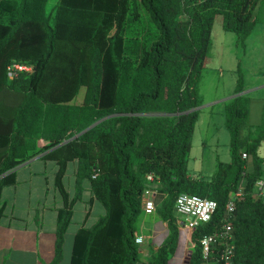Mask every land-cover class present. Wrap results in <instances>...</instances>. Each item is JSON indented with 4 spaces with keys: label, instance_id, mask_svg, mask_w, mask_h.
Here are the masks:
<instances>
[{
    "label": "trees",
    "instance_id": "obj_1",
    "mask_svg": "<svg viewBox=\"0 0 264 264\" xmlns=\"http://www.w3.org/2000/svg\"><path fill=\"white\" fill-rule=\"evenodd\" d=\"M261 1L0 0V220L3 187L16 183L19 164L42 154L56 162L55 188L63 202L54 258L47 264L62 259L84 180L91 191L89 205L97 200L105 212L77 229L70 264H136V222L148 185L156 191V212L169 230L151 264H168L175 251L178 194L217 202L211 219L191 233L195 246L185 264H202L200 238L222 227L227 200L245 180L233 212L231 264H264V200L253 196L263 178L264 107L262 122L251 130L249 94L232 97L225 105L230 161L219 162L210 179L194 178L187 168L203 104L197 85L214 19L220 14L223 28L235 32L244 46ZM142 20L155 26L141 27ZM14 62L32 70L10 79L7 68ZM237 72L236 94L246 90L240 67ZM73 160L71 195L63 177ZM149 173L153 183L146 180Z\"/></svg>",
    "mask_w": 264,
    "mask_h": 264
},
{
    "label": "crops",
    "instance_id": "obj_2",
    "mask_svg": "<svg viewBox=\"0 0 264 264\" xmlns=\"http://www.w3.org/2000/svg\"><path fill=\"white\" fill-rule=\"evenodd\" d=\"M246 89L248 90V88ZM229 99L222 100L224 106ZM213 103L209 101L202 108ZM191 141L192 149L193 138ZM43 143L42 139L38 141L39 145ZM41 155L19 164L16 168V183L4 186L2 189L1 197L5 208L4 215L0 220V264H47L54 258L56 220L58 209L63 205V202L55 188L56 162L42 159ZM76 169L77 161L69 162L63 177V182L71 195L75 193ZM189 175L194 178L200 176L196 173L193 175L189 173ZM82 184L84 188L82 199L73 206L72 220L65 233L63 256L59 264H70L75 232L82 225L90 226L87 225V222L95 200L89 205L88 200L91 197L89 182L84 180ZM80 202L83 203L81 204L82 220L77 222L75 227H71L75 207ZM136 224L135 233L144 238L142 245L139 246V257L136 264H151L158 247L169 234L167 223L160 218L158 213H154L152 215L141 214ZM192 249L193 242L190 232L179 228L178 242L174 253L169 257L168 264H183L185 253L188 251L190 253Z\"/></svg>",
    "mask_w": 264,
    "mask_h": 264
},
{
    "label": "rangeland",
    "instance_id": "obj_3",
    "mask_svg": "<svg viewBox=\"0 0 264 264\" xmlns=\"http://www.w3.org/2000/svg\"><path fill=\"white\" fill-rule=\"evenodd\" d=\"M253 17L256 18L257 23L248 41H245L244 46H242L235 32L227 31L223 28L220 14L216 15L214 19L211 43L197 85L199 97L203 102L202 105L209 101L214 103L199 111L196 130L192 137L193 147L190 150L187 165L189 173L192 175L196 173L200 175L199 178H211L216 173L218 163L229 162L231 158L230 134L225 126V106L222 100L231 99L236 94L234 89L239 67L244 73V83L247 86L246 88H248V90H245L246 94H249L251 98L248 125L251 130H254L263 120L264 0L253 10ZM0 19H3L1 13ZM139 26L155 25L151 20L150 23L142 20ZM145 32L149 35L151 34L147 28ZM82 94L83 92L81 91L78 101H80ZM259 154L262 157V175L264 178V140L260 144ZM246 159L248 164L251 165L249 156ZM244 185L245 180H241L239 189L242 190ZM81 204L83 203L80 202L75 207V215L71 227H75L76 223L82 220ZM104 212V206L95 200L87 225H91ZM188 254L189 251L185 253L183 264H185Z\"/></svg>",
    "mask_w": 264,
    "mask_h": 264
},
{
    "label": "built area",
    "instance_id": "obj_4",
    "mask_svg": "<svg viewBox=\"0 0 264 264\" xmlns=\"http://www.w3.org/2000/svg\"><path fill=\"white\" fill-rule=\"evenodd\" d=\"M32 68L29 65L14 62L7 68V75L10 79L15 78L22 71L29 72ZM243 158L247 157L245 152ZM97 172L92 174L95 177ZM146 180L153 183L155 177L152 173L146 175ZM242 190L233 191L225 205V220L222 227L213 234H206L199 240L202 254V264H231L234 254V237H233V212L236 206L238 196ZM255 199L264 200V178H260L253 192ZM142 211L145 215L156 213V191L152 185L144 188L141 195ZM217 208V202L211 198L201 197L197 194L180 193L177 195L174 203V209L178 217V227L181 230H187L190 234L202 223L211 219ZM144 241L143 236L135 233V244L139 247ZM195 244L193 243V247ZM220 248L219 251H217ZM215 253L218 255L215 256Z\"/></svg>",
    "mask_w": 264,
    "mask_h": 264
},
{
    "label": "water",
    "instance_id": "obj_5",
    "mask_svg": "<svg viewBox=\"0 0 264 264\" xmlns=\"http://www.w3.org/2000/svg\"><path fill=\"white\" fill-rule=\"evenodd\" d=\"M245 92H246V91H242L241 93H237V94H235L234 96H237V95L243 94V93H245ZM234 96H232V97H234ZM202 107H203V105L200 106L198 109H200V108H202ZM103 119H104V118H102L101 120H103ZM101 120H99V121H101ZM99 121H97V122L91 124L88 128L84 129L82 132H84L85 130H87V129L93 127V126H94L95 124H97ZM82 132H81V133H82ZM189 255H190V253L188 254L187 258H189Z\"/></svg>",
    "mask_w": 264,
    "mask_h": 264
}]
</instances>
